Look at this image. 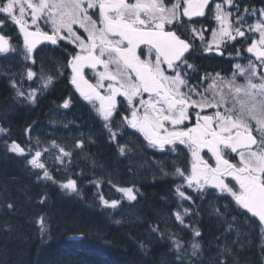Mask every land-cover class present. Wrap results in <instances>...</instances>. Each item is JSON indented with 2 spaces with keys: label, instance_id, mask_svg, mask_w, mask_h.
Wrapping results in <instances>:
<instances>
[{
  "label": "snow or ice",
  "instance_id": "6c2138e0",
  "mask_svg": "<svg viewBox=\"0 0 264 264\" xmlns=\"http://www.w3.org/2000/svg\"><path fill=\"white\" fill-rule=\"evenodd\" d=\"M225 5L234 8L235 13L225 10ZM17 8L19 16L15 15ZM206 9L214 14L212 18L218 28L193 26L196 23L193 17L207 18ZM244 11L249 10L245 7ZM251 11L255 13L257 10L253 8ZM237 13L240 8L234 0H0V14L10 16L23 34L25 60H32L35 64L33 51L44 41L51 45L68 41L79 49L67 62L72 72L71 83L104 122L110 140L116 141L117 136L122 135L119 129L128 127L142 133L148 145L155 149L165 150L170 146V151L175 152L179 145H186L192 156L191 170L186 173L185 169L176 167L173 175L201 195L210 187L218 190V198L231 197L230 204L234 202L235 205L232 210L237 212L231 222L225 215L229 205L223 206L225 212L212 206L216 217L228 224L225 232L232 231L238 216L245 217V221L255 218L259 222L261 246L264 247V9L259 10L260 19L246 29L251 35L259 34V39H253L247 47V52L254 54V61L249 60L247 66L235 65L236 71L229 79L217 73L216 77L223 81L219 91L213 90L216 78L206 74L205 80L213 79V85L205 89V92L213 90L211 99L196 90L199 85L189 87L186 79L187 70H196L188 63L186 54L191 53L197 39L206 53H219L222 45L238 37L246 39V31L242 30L245 17ZM26 14L30 15V24L24 18ZM233 15L235 20L230 19ZM41 24L50 31L42 30ZM74 25L83 29L86 38L78 34ZM33 26L35 30H31ZM208 32L211 39L206 38ZM141 45L147 47L146 54ZM9 51L15 52L16 49L10 48L8 38L0 34V53ZM98 65H102L104 71L97 73V83L92 85L84 78L83 71L85 67L96 69ZM113 65L114 71L110 69ZM169 71L173 74H167ZM56 72L62 74V69L58 67ZM36 76L31 69L27 71L29 80ZM238 78H243L244 83H238ZM39 79L41 88H47L54 76H45L42 67ZM13 87H16L15 83ZM182 87L188 91H181ZM38 91L30 89L25 95L16 88L17 98L23 97L30 103H35ZM118 96L123 100L118 102ZM193 96L199 99H193ZM97 101L99 107H96ZM118 104L129 114L121 116L118 130L113 131L114 113L120 111ZM68 105L69 101L65 100L63 107ZM196 109L214 111L212 115L201 116ZM192 112L195 113L194 125L180 127L192 119ZM166 125H171V130ZM6 132L7 129L0 127V133ZM51 146L58 149L60 155L56 159L61 164L64 158L72 155L55 141ZM7 147L11 152L25 154V148L15 141ZM76 147H82V143L78 142ZM117 149L121 156L132 152L127 144L117 143ZM202 149H208L215 158V166L201 156ZM28 153L31 155V148ZM231 154H235V163L226 158ZM41 156L42 151H35L28 164L43 171L38 180L56 183L41 162ZM228 177L233 178L235 185L227 180ZM181 187L176 189L181 200H191L192 197L181 191ZM60 188L67 193L79 194L76 179L60 182ZM117 191L122 194L120 200H108L100 195L105 208L117 209L121 200L131 202L137 199L138 189L134 186L117 188ZM40 202L43 203L44 199ZM7 207L12 208V205ZM191 214L189 208L174 212L175 219L181 224ZM39 223L43 237L47 231L43 216ZM158 230L157 227L151 229L153 232ZM236 231L239 238L240 232ZM200 235V231L194 228L193 238ZM173 243L179 253L181 241L173 237ZM140 247L145 246L141 243ZM191 249V256L196 257L201 250L200 243L192 242ZM224 253L230 254L231 249L223 248L220 255ZM219 264H227V261L221 259Z\"/></svg>",
  "mask_w": 264,
  "mask_h": 264
},
{
  "label": "trees",
  "instance_id": "16d2710c",
  "mask_svg": "<svg viewBox=\"0 0 264 264\" xmlns=\"http://www.w3.org/2000/svg\"><path fill=\"white\" fill-rule=\"evenodd\" d=\"M0 20L1 34L12 46H23L15 24L6 15H0ZM42 50L41 55L37 54L42 63L57 55ZM22 66L11 57L0 59V127L7 129L6 133H0V264H219L221 259L227 264H264V247L256 219L245 221V217L238 216L232 231L225 232L228 224L216 217L212 206L225 212L223 206L229 205L225 215L231 222L237 212L232 210L235 205L230 204V198H218L214 193L201 195L171 174L161 177L159 171L166 172L156 166H170L169 156L150 151L137 136L129 138L136 143L130 147L132 152L121 156L117 143H124L121 139L125 138V132L123 138L119 135L116 142L110 141L101 120L91 112L83 119L85 126L80 130L73 126L82 123L75 109L69 122L67 117L57 122L73 131V140L82 141V148L73 149L70 171L48 169L56 183L38 180L43 171L28 164L30 154L11 152L7 145L15 141L24 148L33 137L49 129L48 109L51 103L54 106L60 103L62 85L60 82L45 90L46 95L37 97L35 103L17 98L16 88L25 95L30 89H37L35 80L27 78L30 62ZM47 66L51 68L50 64ZM57 130L65 131L63 127ZM68 178L77 180L79 194L60 188V182ZM181 185V191L192 197L181 200L182 204L193 213L184 218L183 224L174 218V212L179 209L176 189ZM131 186L138 189L136 201L121 200L117 209L102 205L100 195L108 200H120L122 194L117 188ZM42 216L47 228L43 237L39 223ZM117 220L121 223H116ZM153 227L159 230L153 232ZM194 228L200 231L199 237L193 238ZM173 237L182 243L179 253ZM192 242L200 243L201 250L196 259L187 260L184 254ZM141 243L144 248L140 247ZM225 247L231 253L220 255Z\"/></svg>",
  "mask_w": 264,
  "mask_h": 264
},
{
  "label": "flooded vegetation",
  "instance_id": "af4514ba",
  "mask_svg": "<svg viewBox=\"0 0 264 264\" xmlns=\"http://www.w3.org/2000/svg\"><path fill=\"white\" fill-rule=\"evenodd\" d=\"M216 2H222V0H216ZM235 4L239 5L240 13L237 14H243L245 18H247V21L249 22L248 25H251L255 23L258 19H260L259 10L264 9V0H234ZM228 11H232L235 13V9L231 8L227 5ZM214 7V5H213ZM245 7L248 8V12H245ZM256 9L257 11L253 13L251 10ZM226 9V8H225ZM214 14L209 13V11L206 9V16L204 17H193V20L196 21V23L193 25L197 28L203 26L209 27V28H218L217 22L212 18ZM232 20H235V15L232 16ZM186 19V18H184ZM243 29H246L243 27ZM246 31V30H245ZM206 38L211 39V33H206ZM259 36L258 34L251 35L247 33L246 31V39L238 37L235 41H227L224 45L221 46L220 52H212V53H206L203 52V49L200 46V41L197 39L194 42L193 49L190 54H186L188 63L193 64L195 66L194 75L192 73L193 77L187 78L188 83L191 84V86H197V91L202 92L201 90L209 89V86L211 85V78L205 80L204 77L206 74H208L210 77H214L215 73H220L224 75L223 77L226 78L227 76H230L233 74L235 69V65L239 64L241 66H245L247 64V60H255V56L253 53L247 52V45L249 46L253 39L258 40ZM141 48L144 49L145 54L147 53V47L145 45H141ZM42 48L46 49V51H50V53L54 52L57 55L52 56L51 58L46 59L44 63H42V59L38 56L33 57L35 59L36 63L31 64V70H35V73H37L36 77L34 78V82L38 88V82L40 81L39 76L41 75V69L43 67V74L44 75H53L54 80L51 85H49L47 88H38L41 92L37 97H43L46 94H44V91L55 87L57 84L61 82L62 87L59 88L60 94H61V100L58 106H54L52 103L48 109L47 113V125L48 127L52 126V123L59 124L57 122H61L67 117V122L71 119V112L73 109L75 111L79 112L80 120L79 122H82L79 125H76V128H83L85 126V122H83V119L85 120V116L88 115L87 113H93L95 116L99 117L95 110L92 108L90 104H88L87 101L83 99V97L80 95V92L76 89L75 85L71 83V67L67 66V62L70 59L71 56L69 54L73 51V46L69 45V43L65 41L59 42L58 45H43L37 50L36 54L39 52H43ZM71 50V52H70ZM139 49L137 50L139 54ZM237 52H239V55H237ZM222 53V54H221ZM59 56V58H58ZM61 56V57H60ZM142 59L145 58V56L141 57ZM202 60V61H201ZM207 63V64H206ZM48 64L51 65L47 66ZM213 64L212 66H209ZM62 69V74H57L56 69L57 68ZM99 65L96 69H92L91 67H85L83 71L84 78L92 85H95L97 83V73L100 71L98 70ZM206 70V71H205ZM168 74H172L171 72H168ZM238 83L243 82V78H238ZM107 83H105L106 85ZM186 90V89H185ZM213 90H216L214 88ZM213 90H210L209 92H212ZM209 92H206V96L209 95ZM101 93L105 94V90L101 89ZM145 99H147V94L144 96ZM196 99H199L197 96H195ZM65 100L69 101V105L67 108L63 107ZM118 102L123 100V97L118 96L117 97ZM96 106L99 107V102H96ZM118 108L120 109L119 114L114 113V119L112 122L113 131L118 130V125L121 121L122 115H128L129 113L124 110V107H121L118 104ZM61 111V112H60ZM88 111V112H87ZM191 111V110H190ZM196 111H199L201 113V116L203 115H212L213 110L212 109H196ZM51 112V113H50ZM77 118V119H78ZM74 122L70 121V123ZM195 123V113L192 112V119L189 121H185L183 125L180 127H192ZM60 125V124H59ZM125 129H129V131L135 132L137 134H133L135 137L137 136L139 139L141 138L146 145H148V142L145 140L142 133H139L135 129H131L128 127H124ZM124 128H120L119 131L125 132ZM169 130H171V125L168 127ZM105 133L107 134L109 138V132L105 129ZM119 136V135H118ZM117 136V139H118ZM121 138H123L122 135H120ZM110 140V139H109ZM112 141V140H110ZM117 141V140H116ZM115 141V142H116ZM149 146V145H148ZM184 147H181L179 149L185 151L186 153H190L186 145H183ZM150 147V146H149ZM166 148H169V146H166ZM155 149V148H154ZM153 149V150H154ZM155 149L154 151H156ZM158 153L160 151L158 150ZM191 154V153H190ZM201 156L209 162V164L215 166V158L212 157L211 153L208 151V149H202L201 150ZM233 156L235 154L226 155L227 159L232 160L233 163L236 161L233 159ZM238 159V158H237Z\"/></svg>",
  "mask_w": 264,
  "mask_h": 264
},
{
  "label": "rangeland",
  "instance_id": "374dc122",
  "mask_svg": "<svg viewBox=\"0 0 264 264\" xmlns=\"http://www.w3.org/2000/svg\"><path fill=\"white\" fill-rule=\"evenodd\" d=\"M129 2H132V0H129ZM225 8H226L225 10H227V7L226 6H225ZM0 15L3 16V15H6V14H0ZM15 15L19 16V10H18V8L15 11ZM7 17L9 19L10 23L15 24V22L11 19L10 16H7ZM24 18L30 24V15H27L26 14ZM93 18L95 19L96 17L94 16ZM231 18H233V17H231ZM247 18H245V21L246 22L244 24V27L246 29H247L248 24H249V22L247 21ZM255 23H253L251 25H254ZM1 26H2V21L0 20V30H1ZM32 28H34V26ZM41 28L44 31H50V28L49 27H45L43 24H41ZM74 28L78 30V34H80V35H82V36H84L86 38L87 34L83 31V29H79V26L78 25H74ZM246 29H242V30H246ZM258 36H259V34H258ZM65 42L69 43L68 41H65ZM69 45L73 46V51L69 54V56L74 55L76 52L79 51V49L75 45H73L71 43H69ZM9 46H10V48H15L16 51L15 52L9 51L8 53H0V59L1 58L8 59L9 57H11V58L17 60V63L19 64L20 68H23L22 65H24L26 62H30V63L32 62V60H25L24 59L23 46H20V45L12 46L10 44V42H9ZM247 47H248V45H247ZM39 53L41 55V52H39ZM36 56L40 57L37 54L34 55L33 57H36ZM8 61H7V63H8ZM248 63H249V60H247V64ZM247 64L245 66H247ZM110 69L114 71L115 70V66L114 65L113 66H110ZM98 70L100 72L104 71L103 66L102 65H99ZM187 71H188L187 78L193 77L192 75H194V72L192 70H187ZM191 73H192V75H190ZM172 74H169V75H172ZM216 74L217 73H215L214 74V77H213V78H216V84H215L216 90L215 91H219L220 87L223 85V81L220 80L219 78H217L216 77ZM45 76H47V75H45ZM223 76L224 75L220 74V77H223ZM231 76L232 75L227 76L225 79H229V78H231ZM210 81H211V85H213V79H211ZM104 83H107V81H105ZM242 83H244V80H243ZM188 85H189V87H191V84L188 83ZM38 88H41V80L38 82ZM181 91L187 92L188 89L185 88V87H182L181 88ZM201 91H202L201 93L206 94L205 90H201ZM224 91L226 93L227 92V89L225 88ZM40 92L41 91H38V94L37 95H39ZM211 94H212V92H209V95H208L209 99H211ZM192 98L193 99H196L195 96H193ZM212 110L214 111V109H212ZM101 123H102V125H104V122L102 120H101ZM52 124H55V123H52ZM169 126L170 125H166V127H169ZM58 127H63L65 129V131H63V130H57ZM103 128H104V126H103ZM124 131H125V136L126 137L123 138V139H121L124 142L121 145L127 144L129 147L135 145L136 144L135 143V140L129 139V138L133 134H137V133L132 132V131H129V129L127 130L125 128H124ZM73 135H74V133H73ZM73 135L71 134V131L69 132V128L68 127H65V126H62V125L52 126L48 130H46L44 133L38 134L35 137H33V139L30 141V143H28L26 145V147H24L25 148V154H28L29 155V153H28L29 148H31V155H34L35 151L40 150V151H42L41 162H43L46 165L47 169L52 168V169H54L56 171H59V170L70 171L71 165H72V163H71V157L70 158H64L63 164H61V162L56 159V156L60 155L59 152H58V149H53L51 145H52V141H55L57 145H59L60 147H64L65 148V151L71 152V154H72L73 153V149H75V148L81 149L82 148V147H79V148L76 147V144L78 142L82 143V141H80L78 139L73 140V138H74ZM128 136H129V138H128ZM37 138H39V144H37ZM129 141H131V142H129ZM181 147H184V146L183 145H179V147L177 148V150L175 152L170 151V146H169V148H166L165 150L157 149V150H159V151H161V152H163L165 154H169L176 161H179V160L180 161H183V160H185V162H186V166H177V164H172L171 161L168 163L170 166H166V165L164 166L162 164H157L156 168L159 167L164 172H166V173H162V171H159L161 173V177L164 178V177L167 176V174L173 175V173L175 172V168L176 167H180L182 169H185L186 173L187 172H190V170H191V163H192V156H191L190 153L189 154L186 153V155L184 153H182V150L179 149ZM150 148H152V147H150ZM46 149L48 151H44ZM31 155H29V160L31 159ZM152 168L155 169L154 166H152ZM155 171L157 172V170H155ZM173 176L174 177H177L175 175H173ZM227 180L230 181L233 185H235V181L233 180L232 177H228ZM209 191H212V193H214L215 195L220 196L218 190H214V189H212L210 187L207 188L203 193L209 192ZM229 198L231 199V197H229ZM178 202H179V209L177 211H180V210H182V208H184V206L182 204V201H181V198L179 197V195H178ZM174 218H175V216H174ZM187 251L188 252H186L184 254V257L187 258V260H189V258H191V260H194L198 256V255L196 257H192L191 256V251H192L191 248L189 250H187Z\"/></svg>",
  "mask_w": 264,
  "mask_h": 264
},
{
  "label": "bare ground",
  "instance_id": "6f19581e",
  "mask_svg": "<svg viewBox=\"0 0 264 264\" xmlns=\"http://www.w3.org/2000/svg\"><path fill=\"white\" fill-rule=\"evenodd\" d=\"M14 37V36H13ZM1 70V69H0ZM4 73V72H3ZM4 76H6L5 74H4ZM6 77H8V76H6ZM13 89V88H12ZM44 101V100H43ZM46 104V103H45ZM20 105V104H19ZM47 105V104H46ZM44 106V105H43ZM24 107V106H23ZM61 112V111H60ZM69 112H71V111H69ZM74 112V111H73ZM88 112V111H87ZM51 113V112H50ZM42 114V113H41ZM43 116V115H42ZM47 120V119H46ZM93 120V119H92ZM43 121V120H42ZM78 121V120H77ZM37 122V121H36ZM40 122V121H39ZM61 122H63V121H61ZM34 123V122H33ZM47 124V123H46ZM63 124V123H62ZM43 125V124H42ZM42 125H40L41 127H42ZM73 125V124H72ZM47 127H48V125H47ZM46 128V127H45ZM36 129V128H35ZM41 130H43V129H41ZM31 131H32V129H31ZM38 131V130H37ZM31 133V132H30ZM100 133V132H99ZM30 135V134H29ZM28 135V136H29ZM93 135V134H92ZM24 136H26V135H24ZM79 137V136H78ZM126 137V136H125ZM80 138V137H79ZM128 138H129V136H128ZM26 139V138H25ZM93 140V139H92ZM26 142V141H25ZM85 150V149H84ZM76 152H77V149L75 150ZM88 151V150H87ZM93 151H94V149H93ZM78 153V152H77ZM79 154V153H78ZM84 154H85V152H84ZM83 154V155H84ZM128 154V153H127ZM126 155V154H125ZM89 156V155H88ZM85 157V156H84ZM89 157H91V156H89ZM76 158H77V156H76ZM125 158V157H124ZM130 158V157H129ZM91 159V158H90ZM92 160V159H91ZM93 164H95V162L93 163ZM92 164V165H93ZM96 165V164H95ZM75 168L77 167V166H74ZM89 167H92V166H89ZM88 167V168H89ZM98 167V166H97ZM91 169V168H90ZM95 169V168H94ZM103 169V168H102ZM102 169H101V171H102ZM85 170L87 171V168H85ZM93 170V169H92ZM96 170H98V169H96ZM99 171H100V169H99ZM100 171V173H102ZM105 171V170H104ZM148 171H149V168H148ZM78 172V171H77ZM83 172V171H82ZM91 172V171H90ZM97 172V171H96ZM90 174V173H89ZM98 174V173H97ZM78 175V174H77ZM84 176V175H83ZM83 176H82V178H83ZM90 178H91V176H90ZM85 179V178H84ZM137 179V178H136ZM116 180V179H115ZM120 180V179H119ZM129 181V180H128ZM82 182H84V181H82ZM130 182V181H129ZM85 183V182H84ZM135 183V182H134ZM125 184V183H124ZM106 189V188H105ZM105 191V190H104ZM106 192V191H105ZM112 192V191H111ZM114 193V192H113ZM176 206V205H175ZM207 208V207H206ZM183 257V256H182ZM189 259H191V258H189Z\"/></svg>",
  "mask_w": 264,
  "mask_h": 264
},
{
  "label": "water",
  "instance_id": "95a60500",
  "mask_svg": "<svg viewBox=\"0 0 264 264\" xmlns=\"http://www.w3.org/2000/svg\"><path fill=\"white\" fill-rule=\"evenodd\" d=\"M16 28H17V30H18V33L23 37V34L20 33V31H19V26H18L17 24H16ZM31 30H33V29H31ZM43 43H49V44H50V42L44 41V42L38 44V45L36 46V48L39 47V45H41V44H43Z\"/></svg>",
  "mask_w": 264,
  "mask_h": 264
}]
</instances>
